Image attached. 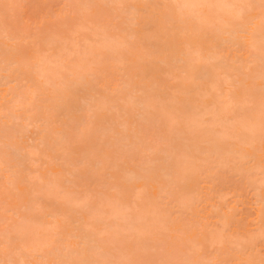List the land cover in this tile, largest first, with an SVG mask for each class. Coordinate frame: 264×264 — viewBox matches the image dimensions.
<instances>
[{
  "label": "rangeland",
  "instance_id": "rangeland-1",
  "mask_svg": "<svg viewBox=\"0 0 264 264\" xmlns=\"http://www.w3.org/2000/svg\"><path fill=\"white\" fill-rule=\"evenodd\" d=\"M89 2L93 3V0H0V167L4 166L2 154L7 151L6 160L17 166V179H19V185L13 187L8 184V172L0 170V264L38 262H40L38 264H45V262L46 264H53V262L72 264V262L80 261L92 262L94 258L102 261L99 253L101 250L95 251V247L81 245L77 237L71 238L75 245H68L71 241L70 237H74L71 235L83 228L80 221L84 219L88 221L86 227L88 226L93 235L94 243L99 240L103 242L104 248L109 249L107 250L109 256L105 259L112 261L143 260L153 261L156 264H262L264 262V206H262L264 205V199H262L264 197V150L261 149L258 136L254 144L251 142L244 144L242 141L248 126L260 121L261 118L260 65L264 59L258 60L256 55L264 56V45L263 49L255 48L250 39L251 33L241 32L240 35L243 37L240 38L239 43L234 46L226 43L227 47L225 42H222V38L227 36L223 34L224 23L216 22L217 17L223 13L216 11V8L205 7L204 12L208 13L207 16L212 22L204 26H207V29L203 28V34L187 32L189 29L193 31L192 28L197 24L195 16V19L191 17L189 20L187 26L192 27L188 28L186 33L179 32L178 35V32H175L178 36L176 35L174 40L178 46H173L166 54L174 56L175 50H178L180 53L177 52V55L181 57V60L172 61L168 66L164 63L155 64L152 60L159 61L155 57L159 58L158 55L163 47L161 45H164L165 39L167 40L168 37L169 42L172 43L170 36L175 35L169 31L170 25L166 23L165 17L168 10L155 6L176 4L177 1L122 0L121 3L115 4L109 0H98L93 5L101 7H93L86 12L84 6ZM235 2L236 5L244 4V2ZM5 4L12 7L5 9ZM113 4L124 5V7H115L118 11H115L114 7H107ZM77 10L80 12H75ZM248 12L240 20L233 18L234 25L247 23L254 28L255 25L249 22V15L252 12ZM202 13L203 10L195 11V15ZM134 14L137 16L135 24L132 23ZM101 29H107L108 35L114 38L117 45L112 41L103 40L95 43L97 36L102 35ZM131 31L136 36L132 37ZM162 33L164 35H161ZM126 40L129 41L126 42ZM156 45H159V48ZM228 48L231 49L227 50ZM200 55L202 56L199 58ZM210 55H215L216 60L210 58ZM19 58L20 63H14V60L17 61ZM4 59L12 60V63L8 65L3 61ZM5 66L12 69L11 79H15L8 83L9 85L4 82L6 79L3 75L9 73V70H4ZM150 66H155L153 77L147 75V69ZM232 67L236 69L231 71ZM40 68L42 70L46 68L44 75L48 79H45V82L39 72L35 73V69L41 70ZM51 71L53 72L50 73ZM210 71L213 72L210 73ZM252 75L255 76L251 77ZM240 81L242 84L239 83ZM37 82L40 86L42 85L44 92L36 87ZM126 83H128L127 87ZM60 88L65 91V94L73 96L78 93L79 97L78 94L75 95L76 110L74 109L73 113L64 116L61 111L54 108L56 112L53 119L57 121V124L52 128L45 123L48 112L37 106L35 97L38 95L43 102L44 97L55 95L58 90H61ZM131 96L136 101H130ZM154 96H157L160 102ZM87 97L92 98L93 101L91 99L89 101ZM113 99L116 100L112 101ZM138 100L151 104L152 114L148 119L140 118L139 113L143 109H140L142 105H139ZM97 104L103 105L106 109H103L97 118L88 119L92 113V106ZM152 104H155L156 108ZM110 105L116 107L107 111ZM203 105L206 108H203ZM119 108L121 115L124 114L123 108L126 109L124 116L116 115L118 113L116 109ZM200 108L203 109L200 110ZM54 109L51 110L52 113ZM175 114L181 115L179 117L185 123H188V120L192 122L193 118L194 121H207V129L202 134L190 135L184 128H174L172 126ZM124 119L130 121L126 141L133 145L134 142L136 144L137 138H140L141 142L139 139L137 145H134V148L131 147V151L127 147L123 152L124 148L117 146V144L120 145L119 143L112 145V142L119 137L118 133L123 131L121 122ZM256 124L258 125L259 122ZM145 127L146 129H143ZM131 128H134L133 132ZM138 128L141 129L138 131ZM105 129L112 130L104 133ZM244 130L245 132L242 133ZM210 131L217 137L215 138ZM46 134L49 135L48 139L52 140L53 144L50 147L43 145L37 147L40 136L43 137ZM212 136L214 138H211ZM203 139L204 141L209 139L213 144L208 146ZM184 143L190 145V148H184L183 146H186ZM217 143L219 151L216 153L205 148L211 145L217 147ZM174 146L178 147V150L176 149V156L169 160V163L167 162L168 166L164 159V151H171L175 148ZM141 148L146 152L141 151ZM168 148L170 150H167ZM158 149L160 150L157 151ZM243 152L246 153L245 156ZM236 153L242 156L237 157ZM102 158L109 162L107 167L114 166L113 163H115V168L111 166L103 170L99 164V159ZM154 159L157 160L158 166L166 165L173 171V174L169 176L173 180L161 175L162 171L157 169L151 174V178L145 177L141 181L128 182L130 170L142 173L143 168L148 164L146 162ZM187 162L188 165H186ZM117 183L120 185L119 188H115L114 184ZM162 196L164 197L161 198ZM48 198L50 200H47ZM118 200L121 201L117 202ZM54 210L61 212V216L59 215L62 219H59L61 224L59 221L55 223V218L52 216ZM116 211L126 214L129 220L137 219V217L142 220H139L138 226L132 228L117 227L123 221L114 217L113 212ZM115 225L117 228L114 227ZM67 226L68 229L65 228ZM9 229L12 230L13 237L17 236L20 239L7 238L5 233ZM66 240H69V243ZM85 249L86 252L83 254ZM74 251L76 254L78 252V255L75 254L69 258L64 256ZM92 251L98 252L97 254L94 252V256ZM23 253L26 256H21ZM80 253L83 255L81 256Z\"/></svg>",
  "mask_w": 264,
  "mask_h": 264
},
{
  "label": "bare ground",
  "instance_id": "bare-ground-1",
  "mask_svg": "<svg viewBox=\"0 0 264 264\" xmlns=\"http://www.w3.org/2000/svg\"><path fill=\"white\" fill-rule=\"evenodd\" d=\"M92 1V0H91ZM98 2V0H93V3L95 4V2ZM106 1V0H105ZM175 2L177 1V3H181V4H188V5H236V2L235 1H238V2H244V4H242L243 6H244V8H243V15L244 14H246V13H249L248 11H250V12H252V14L251 15H249V17H250V19L249 18H247V20L249 19V22L250 23H252V24H254L255 26H254V28L251 26H249V25H247V23H242V24H239L238 26H235L234 25V23H233V18H235V12L236 11H238V10H232V9H223V8H216L215 10L216 11H219V12H222L223 14L222 15H220V16H218L217 17V19H216V22H223L224 23V30H223V34H227V36H225V37H223L222 38V42H225V45H226V43H229L228 45H236V44H238L239 43V40H240V38H242L243 37V35H240V33L241 32H249V33H251L250 35V39L252 40V45L255 47V48H262V46L264 45V32H262V30H263V26H264V0H174ZM72 2V1H71ZM78 2V1H77ZM96 2V3H97ZM109 2H111V3H115V4H119V3H121L122 2V0H109ZM73 3V2H72ZM75 3V2H74ZM93 3L92 2H89V3H87V5L86 6H84V8L86 9L85 11L86 12H89L90 10H92V8L93 7H88V5H93ZM115 4H113V5H115ZM237 4H240V3H237ZM76 5H78V4H76ZM72 6H74V4H72ZM94 6V5H93ZM130 7V6H129ZM134 7H135V5H134ZM143 7V6H142ZM115 8V7H114ZM137 8H138V6H137ZM204 8L205 7H195V8H189V9H186L185 11H186V14L187 15H189L190 17H192V18H194V16L197 18V24L195 25V27H193L192 29H193V31L191 30V29H189V31H187L188 33L189 32H192V33H195V34H197V33H201V34H203L202 33V31L204 30L203 28H206L207 29V26L206 27H204L205 25H207V24H209L210 22H212V20H210V18L207 16V14H206V12H204ZM208 8H210V7H208ZM207 8V9H208ZM77 9H79V8H77ZM116 9V8H115ZM214 9V8H213ZM73 10H75V9H73ZM163 10V9H162ZM197 10V12L199 11V12H202V10H203V13L202 14H199V15H195V11ZM78 11L80 12V10H77V11H75V12H77L78 13ZM84 10H82V12H83ZM115 11H118L117 9L115 10ZM123 12H124V10H122ZM138 11V10H137ZM81 12V13H82ZM85 12V13H86ZM122 12V13H123ZM128 12H130V11H128ZM212 12V11H211ZM84 13V14H85ZM217 13V12H216ZM119 13H117V15H118ZM124 14V13H123ZM137 14H138V12H137ZM218 14H220V13H218ZM111 15H112V13H111ZM129 15V14H128ZM131 15H132V12H131ZM167 15V14H166ZM215 15V14H214ZM130 16V15H129ZM217 16V15H216ZM246 16V15H245ZM248 17V16H247ZM128 19V18H127ZM132 19H134V20H132V23H137V16L134 14V16H132ZM195 19V18H194ZM244 19V18H243ZM213 20H214V18H213ZM125 21V20H124ZM246 21V20H245ZM244 21V22H245ZM247 22V21H246ZM125 23V22H124ZM167 23V22H166ZM128 24V23H127ZM130 24V23H129ZM193 24V23H192ZM238 24V23H237ZM189 25V24H188ZM117 26V25H116ZM120 26V25H119ZM131 26V25H130ZM209 26V25H208ZM121 27V26H120ZM126 27V26H125ZM168 27V26H167ZM190 27H192V26H190ZM190 27H188L187 26V28H186V30L188 29V28H190ZM129 28V27H128ZM169 28H170V30H169ZM169 28H168V30L169 31H172L173 32V34H175V35H173V36H170V37H172V38H170V40H172V43H170L169 42V40H168V37H167V40L165 39V43H163L164 45H161V46H163L162 47V49H161V51L162 52H160V55H158V57L159 58H157V57H155L156 59H159V61L157 62V60H152V62H154L155 64H159V63H164L165 64V66H168L172 61H180L181 60V57L179 56V55H177V52L178 53H180L178 50H175V54H174V56H168L167 54H166V52H168L173 46H178V44L175 42V38H176V35H177V33H175L176 32V30L173 28V27H171V26H169ZM122 29V28H121ZM223 29V28H222ZM249 29L251 30V31H249ZM123 30V29H122ZM167 30V29H166ZM185 30V31H186ZM168 31V32H169ZM184 31V33H186ZM209 31V30H208ZM220 31V30H219ZM4 32V31H3ZM166 32V31H165ZM131 36L132 37H134V36H136L135 35V33L134 32H132L131 31ZM167 33V32H166ZM182 33V32H181ZM99 34H101V33H99ZM123 34V33H122ZM169 34H170V32H169ZM222 34V35H223ZM245 34V33H244ZM248 34V33H247ZM97 35V34H96ZM110 35V34H109ZM161 35H164L163 33L161 34ZM161 35H160V37H161ZM166 35H168V33L166 34ZM178 35H179V32H178ZM177 35V36H178ZM190 35H192V34H190ZM205 36V35H204ZM6 38H7V36H5ZM112 37V36H111ZM163 37V36H162ZM199 37V36H198ZM197 37V38H198ZM192 38V37H191ZM11 39V38H10ZM194 39H196V37L194 38ZM160 40H162V39H160ZM200 40H202V38L200 39ZM207 40H209V39H207ZM220 40V39H219ZM251 40H249V42L251 43ZM56 41V40H55ZM127 41H129V40H126V42ZM159 41V40H158ZM190 41H191V39H190ZM125 42V43H126ZM162 42H164V41H162ZM162 42H160V43H162ZM209 42H211L210 40H209ZM222 42L220 43V44H222ZM107 42H105L104 44H105V46L107 45L106 44ZM109 44H110V42H108ZM120 43V42H119ZM118 43V44H119ZM188 43H189V41H188ZM190 43H192V42H190ZM201 43V42H200ZM205 43V42H204ZM242 43V42H241ZM247 43V42H246ZM112 44V43H111ZM158 44V43H157ZM212 44V43H211ZM214 44H215V42H214ZM217 44V43H216ZM219 44V43H218ZM217 44V45H218ZM116 45H117V43H116ZM124 45V44H123ZM119 46V45H118ZM158 48H159V45H156ZM221 46H223V44L221 45ZM227 46V45H226ZM249 46H250V44H249ZM107 47V46H106ZM215 47V46H214ZM225 47V46H224ZM228 47V46H227ZM52 48V47H51ZM221 48V47H220ZM260 48V49H261ZM104 49V48H103ZM119 49H120V47H119ZM118 49V50H119ZM155 49V48H154ZM216 49H218V48H216ZM223 49V48H222ZM226 49V48H225ZM229 49H231V48H228L227 50H229ZM263 49V48H262ZM111 50H113V49H111ZM110 50V51H111ZM118 50H117V53H118ZM160 51V50H159ZM210 51H212V50H210ZM257 51V50H256ZM114 52H115V50H114ZM209 52V51H208ZM214 52V51H213ZM154 53H156V52H154ZM218 53V52H217ZM220 53V52H219ZM257 53H259V52H257ZM115 54H116V52H115ZM151 54V53H150ZM201 54V53H200ZM119 55V54H118ZM10 56V55H9ZM8 56V57H9ZM151 56V55H150ZM160 56H162L161 58H160ZM186 56H188L187 54H186ZM202 55H200L199 56V58L201 57ZM216 56H218V54L216 55ZM7 57V58H8ZM19 57V56H18ZM21 57H22V55H21ZM121 57V56H120ZM171 57V58H170ZM197 57V56H196ZM210 58H212L213 60H216L215 59V55H210L209 56ZM220 57V56H219ZM258 57V60H262V59H264V56H257L256 55V58ZM31 58V57H30ZM105 58V57H104ZM202 58H204V56L202 57ZM206 58V57H205ZM114 59H116V58H114ZM194 59V58H193ZM207 59V58H206ZM211 59V60H212ZM43 60V59H42ZM117 60V59H116ZM254 60V59H253ZM2 61V60H1ZM4 62H7L8 63V65L9 64H11L12 63V60H7V59H4L3 60ZM107 61V60H106ZM186 61V60H185ZM188 61V60H187ZM206 61V60H205ZM226 61H227V59H226ZM255 61V60H254ZM24 62V61H23ZM28 62V61H27ZM193 62V61H192ZM191 62V63H192ZM220 62V61H219ZM239 62V61H238ZM261 62V61H260ZM262 62H264V61H262ZM14 63H20V58H19V60L17 59V61L16 60H14ZM30 63V62H29ZM104 62H102V64H103ZM109 63V62H108ZM112 63H113V61H112ZM117 63V62H116ZM190 63V64H191ZM198 63V62H197ZM217 63H218V60H217ZM237 63V62H236ZM257 63V62H256ZM5 64V63H4ZM31 64V63H30ZM29 64V65H30ZM114 64V63H113ZM112 64V65H113ZM118 64H120L119 62H118ZM216 64V63H215ZM7 65V66H8ZM82 65V64H81ZM150 65H152V64H150ZM32 66V65H31ZM78 66V65H77ZM101 66V65H100ZM179 66V65H178ZM195 66V65H194ZM223 66V65H222ZM227 67H228V65H226ZM261 66V65H260ZM6 67V66H5ZM30 67V66H29ZM36 67V66H35ZM40 67V66H39ZM46 67V66H45ZM113 67V66H112ZM111 67V68H112ZM191 67V66H190ZM190 67H189V69H190ZM209 67V66H208ZM216 67H218V66H216ZM226 67V68H227ZM234 67V66H233ZM232 67V70L231 71H234L233 69H236V68H233ZM28 68V67H27ZM80 68V67H79ZM99 68V67H98ZM108 68H110V67H108ZM114 68V67H113ZM116 68V67H115ZM166 68V67H165ZM231 68V67H230ZM229 68V69H230ZM2 69H3V67H2ZM41 69V68H40ZM46 68H44V70H45ZM47 69H49V68H47ZM169 69V68H168ZM218 69V68H217ZM4 70H9V73L8 74H5V75H3L4 76V78L6 79H4L5 81V84L7 85L8 83L10 84L11 82H13L15 79H11V72H12V69H9V68H7L6 67V69H4ZM28 69H26V71H27ZM32 70V69H31ZM31 70H30V72H31ZM44 70H36L35 69V73H37V72H39V75L41 76V77H43L44 79H43V82H45V79H48L47 77H45V75H44ZM148 71H147V75H150V76H152V74L154 73V71H155V66H153V67H149L148 69H147ZM171 71L173 70V69H170ZM188 70V69H187ZM215 70V69H214ZM213 70V71H214ZM25 71V70H24ZM33 71V70H32ZM37 71V72H36ZM49 71V70H48ZM47 71V72H48ZM92 71V70H91ZM212 71V72H213ZM223 71H224V69H223ZM231 71H229V73H231ZM242 71V70H241ZM29 72V71H28ZM53 71H51L50 73H52ZM88 72V71H87ZM170 72V71H169ZM193 72H194V70H193ZM211 71H210V73H212ZM216 72V71H215ZM227 72V71H226ZM24 73V72H23ZM49 73V72H48ZM100 73H102V72H100ZM26 74H28V73H26ZM87 73H85V75H86ZM92 74V73H91ZM44 75V76H43ZM154 75V74H153ZM202 75V74H201ZM207 75V74H206ZM209 75V74H208ZM207 75V76H208ZM213 75V74H212ZM215 75V74H214ZM217 75V74H216ZM230 75V74H229ZM19 76V75H18ZM31 76V75H30ZM37 76V75H36ZM50 76H51V74H50ZM231 76V75H230ZM229 76V77H230ZM234 76H236V75H234ZM255 75H252L251 77H254ZM29 77V76H28ZM38 77V76H37ZM98 77H100V76H98ZM153 77V76H152ZM75 78H76V76H75ZM214 78V77H213ZM218 78V77H217ZM205 79V78H204ZM242 79H243V77H242ZM241 79V80H242ZM31 80V79H30ZM56 80V79H55ZM76 80V79H75ZM38 81H39V79H38ZM95 81V80H94ZM257 81V80H256ZM261 81V80H260ZM51 82V81H50ZM49 82V83H50ZM58 82V81H57ZM78 82H79V80H78ZM88 82V81H87ZM162 82H164V81H162ZM197 82V81H196ZM195 82V83H196ZM215 82V81H214ZM237 82V81H236ZM39 82H37L36 83V87H37V84H38ZM49 83L47 84V85H49ZM51 83H54V82H51ZM59 83V82H58ZM74 83V82H73ZM83 83V82H82ZM202 83H203V81H202ZM240 84H242L241 83V81L239 82ZM245 84H246V82H244ZM255 83V82H254ZM8 84V85H9ZM127 84L128 83H126V87H127ZM191 84V83H190ZM197 84V83H196ZM211 84V83H210ZM1 85H4V83L2 84L1 83ZM46 85V84H45ZM52 85V84H51ZM73 85V84H72ZM78 85H79V83H78ZM121 85V84H120ZM131 85V84H130ZM157 85V84H156ZM217 85V84H216ZM81 86H83V84L81 85ZM208 86V85H207ZM46 87V86H45ZM57 87V86H56ZM86 87V86H85ZM156 87V86H155ZM250 87V86H249ZM39 88L42 90V92H44V89H42V85L40 86L39 85ZM38 88V89H39ZM51 88V87H50ZM52 88H53V85H52ZM71 88V87H70ZM123 88H124V85H123ZM193 88V87H192ZM39 89V90H40ZM57 89H58V87H57ZM61 89V88H60ZM69 89V88H68ZM72 90H74L73 88H71ZM90 89V88H89ZM92 89H93V87H92ZM117 89V88H116ZM115 89V90H116ZM161 89V88H160ZM205 89V88H204ZM66 90V89H65ZM71 90V91H72ZM145 90V89H144ZM5 91H7V89L5 90ZM46 91V90H45ZM69 91V90H68ZM92 91V90H91ZM130 91H132V89L130 88ZM146 91V90H145ZM165 91V90H164ZM177 91V90H176ZM209 91V90H208ZM208 91H206V92H208ZM211 91H213V90H211ZM65 91H62V89L61 90H58L57 92H56V94L54 95L53 94V96H47V97H44L43 98V102H42V104H40V105H37V106H40V107H42V109L43 110H45V111H47L48 112V114L46 115V118H45V123H46V125L47 126H50V127H52L53 128V126H55L56 124H57V121L55 120V119H53L54 118V114H55V112H56V110L54 109V108H57L59 111H61L62 112V114L65 116V115H68L69 113H73V111H74V109L76 110V106H75V98H76V94H78V93H76L75 95H71V94H65L64 93ZM81 92V91H80ZM79 92V93H80ZM89 92V91H88ZM125 92V91H124ZM251 92V91H250ZM258 92V91H257ZM123 93V92H122ZM130 93V92H129ZM154 93H156L155 91H154ZM164 93V92H163ZM175 93V92H174ZM183 93V92H182ZM214 93V92H213ZM44 94V93H43ZM141 94V93H140ZM180 94V93H179ZM204 94V93H203ZM215 94V93H214ZM44 95H46V94H44ZM88 95V94H87ZM90 95V94H89ZM122 95V94H121ZM129 95V94H128ZM208 95V94H207ZM206 95V96H207ZM75 96V97H74ZM119 96V95H118ZM175 96V95H174ZM78 97H79V94H78ZM108 97V96H107ZM116 97V96H115ZM120 97V96H119ZM124 97V95L122 96V100L124 99L123 98ZM132 98L130 99V101H136V100H133V96H131ZM137 98H138V96H136ZM155 97V96H154ZM157 97V96H156ZM155 97V98H156ZM234 97V96H233ZM118 98V97H117ZM153 98V97H152ZM151 98V99H152ZM159 98V97H158ZM215 98H216V96H215ZM80 99H83V98H80ZM86 99H88L89 101H90V99L92 100V98H86ZM98 99V98H97ZM154 99V98H153ZM157 99V98H156ZM155 99V100H156ZM204 99V98H203ZM116 99H113L112 101H115ZM158 100V99H157ZM186 100V99H185ZM191 100V99H190ZM199 99L197 98V101H198ZM86 100H84V102H85ZM93 101V100H92ZM101 101V100H100ZM139 101V100H138ZM159 102H160V100H158ZM165 101V100H164ZM176 101V100H175ZM96 102H98V101H96ZM95 102V103H96ZM105 102V101H104ZM152 102H153V100H152ZM157 102V101H156ZM180 102V101H179ZM204 102V101H203ZM89 103V102H88ZM93 103V102H92ZM99 103H101V102H99ZM116 103V102H115ZM130 103V102H129ZM139 105H142L141 107L142 108H140L141 110L143 109V111L142 112H140L139 113V116H140V118H142V119H148V117H149V115H151L152 113V107H151V104L149 105V104H145V101L144 100H140L139 102ZM166 103V102H165ZM189 103H191L190 101H189ZM82 104H83V102H82ZM128 104V103H127ZM126 104V105H127ZM158 104V103H157ZM167 104V103H166ZM178 103H176V105H177ZM90 105V104H89ZM152 105H154L155 106V108H156V105L155 104H152ZM162 105V104H161ZM174 105V104H173ZM200 105H201V103H200ZM36 106V107H37ZM199 106V105H198ZM197 106V107H198ZM205 106H207V105H205ZM32 107V106H31ZM80 107V106H79ZM84 107H85V104H84ZM93 108H92V113H90L91 115L90 116H88V119L89 118H97L98 117V115L100 114V112L103 110V109H106V108H104V106L103 105H93L92 106ZM115 105H110L109 107H107L108 109H107V111H111L112 109H115ZM117 107H119V106H117ZM159 107V106H158ZM169 108V106H166V108ZM201 107V106H200ZM129 108L131 109V106H129ZM136 107H134V109H135ZM172 108V107H171ZM191 108V107H190ZM203 108H206V107H204V105H203ZM202 108V109H203ZM32 109H35L34 107H32ZM41 109V110H42ZM52 109H54V112L52 113ZM91 109V108H90ZM89 109V110H90ZM173 109V108H172ZM171 109V110H172ZM201 108H200V110H202ZM210 109H211V107H210ZM40 110V109H39ZM38 110V111H39ZM116 110H118L117 112V116L118 115H120V116H124V114H126V109L125 108H123V111L122 112H124V114L123 115H121L120 113H119V110H120V108L119 109H116ZM161 110H162V108H161ZM166 110H168V109H166ZM219 110V109H218ZM121 111V110H120ZM77 112H79V111H77ZM76 112V113H77ZM105 112H106V110H105ZM136 112H137V110H136ZM165 112H167V111H165ZM175 112V111H174ZM173 112V113H174ZM193 112V111H192ZM207 112V111H206ZM37 113V112H36ZM42 113V112H41ZM134 113V112H133ZM138 113V112H137ZM176 113V112H175ZM194 113V112H193ZM200 113H202V112H200ZM210 113V112H209ZM221 113V112H220ZM61 114V115H62ZM75 114V113H74ZM85 114V113H84ZM170 114H171V112H170ZM181 114L182 115H184L183 114V112H181ZM203 114H204V112H203ZM42 115V114H41ZM40 115V116H41ZM115 115V116H116ZM162 115V114H161ZM205 115V114H204ZM84 116V115H83ZM136 116V115H135ZM138 116V115H137ZM159 116V115H158ZM163 116V115H162ZM175 116H176V114H175ZM179 116H181V115H179ZM203 116V115H202ZM63 117V116H62ZM77 117H78V115H77ZM169 117V116H168ZM188 117V116H187ZM213 117V116H212ZM219 117V116H218ZM224 117V116H223ZM259 117V116H258ZM14 118V117H13ZM35 118V117H34ZM39 118V117H38ZM71 118V117H70ZM74 118V117H73ZM109 118V117H108ZM113 118V117H112ZM159 118V117H158ZM69 119V118H68ZM110 119V118H109ZM118 119V118H117ZM120 119V118H119ZM150 119H152V118H150ZM76 120V119H75ZM85 120V119H84ZM93 120V119H92ZM96 120V119H95ZM136 120H138V119H136ZM141 120V119H140ZM165 120V119H164ZM193 121L195 120L194 118L192 119ZM191 120V121H192ZM215 120V119H214ZM217 120V119H216ZM69 121H70V119H69ZM110 121H113V120H111L110 119ZM117 121V120H116ZM122 121V120H121ZM147 121V120H146ZM169 121V120H168ZM190 120H188V122H189ZM199 121V120H198ZM209 121V120H208ZM221 121V123H222V120H220ZM255 121H256V119H255ZM114 122V121H113ZM130 121H127L126 119H124L122 122H121V127H122V129L121 130H123V131H121V133H118L119 134V137H113V138H115V141L114 142H112V145H116L117 143H119L120 145H118L117 144V146H119V147H121V148H124L123 149V152H124V150L128 147L129 148V150L131 151V147H133L134 148V145H137V141L140 139V138H137L136 140V144H134L133 143V145H131V143H129L128 141H126L127 139H128V132H129V130H130V128H129V125H128V123H129ZM141 122H142V120H141ZM160 122V121H159ZM225 122H226V120H225ZM251 122V121H250ZM257 122H259V121H257ZM256 122V123H257ZM44 123V124H45ZM66 123V122H65ZM84 123V122H83ZM89 123V122H88ZM165 123V122H164ZM163 123V124H164ZM170 123H172V122H170ZM220 123V124H221ZM239 123V122H238ZM91 124V123H90ZM93 124H95V123H93ZM132 124H134V122L132 123ZM139 124V123H138ZM160 124V123H159ZM166 124V123H165ZM223 124V123H222ZM225 124H227V123H225ZM247 124H248V122H247ZM52 125V126H51ZM81 125V124H80ZM84 125V124H83ZM85 125H86V123H85ZM84 125V126H85ZM131 125V124H130ZM236 125H237V123H236ZM246 125V124H245ZM249 125V124H248ZM64 126H66L65 124H64ZM79 126V125H78ZM78 126H76V127H78ZM87 126H90V125H87ZM141 126V125H140ZM218 126V125H217ZM233 126H234V124H233ZM242 126V125H241ZM241 126H240V128H241ZM49 127V128H50ZM92 127V126H91ZM96 127V126H95ZM111 127V126H110ZM139 127V126H138ZM159 127V126H158ZM168 127V126H167ZM173 127V126H172ZM211 127V126H210ZM232 127V126H231ZM230 127V128H231ZM235 127V126H234ZM249 127V126H248ZM247 127V128H248ZM66 128V127H65ZM85 128V127H84ZM171 128V127H170ZM236 128V127H235ZM76 129V128H75ZM86 129V128H85ZM89 129V128H88ZM134 129V128H133ZM133 129L131 128V130H132V132H133ZM141 129V128H140ZM139 128H138V131L140 130ZM143 129H146V127L145 128H143ZM166 129V128H165ZM172 129V128H171ZM77 130V129H76ZM79 131L78 132H80V129H78ZM102 130V129H101ZM106 130V132H104V133H107V132H109V131H111L112 129H109V131H107L108 129H105ZM104 130V131H105ZM183 130V129H182ZM210 130H212V129H210ZM236 130V129H235ZM237 130H242V129H237ZM17 131H19V130H17ZM17 131H16V133H17ZM57 131H59V130H57ZM98 131H100V130H98ZM117 131V130H116ZM227 131H229V130H227ZM231 131H233V130H231ZM82 132V131H81ZM97 132V131H96ZM103 132V131H102ZM131 132V131H130ZM185 132V131H184ZM208 133H209V131H207ZM211 133H212V131H210ZM217 132V131H216ZM237 132V131H236ZM243 132H245V130L244 131H242V133ZM115 133V132H114ZM241 133V134H242ZM174 134H175V132H174ZM178 134V133H177ZM228 134V133H227ZM236 134V133H235ZM15 135V134H14ZM63 135V134H62ZM69 135V134H68ZM100 135V134H99ZM133 135V134H132ZM137 135V134H136ZM168 135V134H167ZM212 135L213 136H215L213 133H212ZM65 136V135H64ZM79 136H81V135H79ZM211 137V138H214V137ZM236 136H238V134L236 135ZM59 137V136H58ZM88 137V136H87ZM112 137V136H111ZM135 137H137V136H135ZM134 137V138H135ZM185 137V136H184ZM200 137V136H199ZM205 137V136H204ZM203 137V138H204ZM217 136H215V138H216ZM233 137H234V135H233ZM49 135L48 134H46V135H44L43 137L42 136H40V138H39V142H38V144H37V147H39L40 145H43L44 147H50L52 144H53V142H52V140L50 141L49 139ZM242 138V137H241ZM240 138V139H241ZM52 139V138H51ZM132 139H133V137H132ZM170 139V138H169ZM183 139V138H182ZM184 139H186V138H184ZM198 139V138H197ZM219 139H220V136H219ZM225 139H226V136H225ZM258 139V138H257ZM256 139V140H257ZM64 140V139H63ZM82 140V139H81ZM179 140H180V138H179ZM188 140V139H187ZM202 140V139H201ZM221 140V139H220ZM219 140V141H220ZM256 140H255V142H256ZM55 141V140H54ZM89 141V140H88ZM125 141V142H124ZM130 141V140H129ZM172 141V140H171ZM203 141H204V139H203ZM218 141V140H217ZM224 141V140H223ZM10 142V141H9ZM8 142V143H9ZM124 142V143H123ZM140 142H141V139H140ZM180 142V141H179ZM205 143H207V145L208 144H213L212 143V141L211 140H205L204 141ZM7 143V144H8ZM169 143V142H168ZM191 143V142H190ZM195 143H197V142H195ZM224 143V142H223ZM226 143V142H225ZM224 143V144H225ZM143 144V143H142ZM158 144V143H157ZM170 144V143H169ZM180 144V143H179ZM184 144H186V146L184 145L183 147L184 148H190V145H188L187 143H184ZM230 144V143H229ZM244 144H246V143H244ZM254 144V143H253ZM129 145H130V147H129ZM140 145V144H139ZM138 145V146H139ZM206 145V146H207ZM239 145V144H238ZM55 146V145H54ZM117 146H116V148H117ZM171 146V145H170ZM169 146V147H170ZM209 146V145H208ZM65 147V146H64ZM81 147V146H80ZM83 147V146H82ZM102 147H103V145H102ZM143 147V146H142ZM172 147V146H171ZM175 147V146H174ZM180 147V146H179ZM195 147V146H194ZM198 147V146H197ZM218 147V148H217ZM217 147H216V145H211V147H205V148H207L208 149V151H211V152H218L219 151V146H218V143H217ZM242 147V146H241ZM67 148L69 149V147L67 146ZM94 148V147H93ZM178 147H175L174 149H172L171 151H164L165 152V157H164V159L166 160V163L169 161V160H171L172 158H174V156H176V149H177ZM220 148H221V146H220ZM244 148V147H243ZM43 149V148H42ZM51 149V148H50ZM66 149V148H65ZM118 149V148H117ZM145 149V148H144ZM182 150H183V148H181ZM186 149H184V150H186ZM192 149H196V148H192ZM203 149H204V147H203ZM46 150H48L47 148H46ZM141 151L143 150L142 148L140 149ZM150 150V149H149ZM154 150V149H153ZM152 150V152H154ZM160 149H158L157 151H159ZM167 150H170L169 148L167 149ZM178 150V149H177ZM232 150V149H231ZM58 151H59V149H58ZM68 151V150H67ZM78 151V150H77ZM89 151H91L90 149H89ZM93 151V150H92ZM127 152H129L128 150H126ZM136 151H138L137 150V148H136ZM147 151H148V149H147ZM192 151V150H191ZM226 151V150H225ZM227 151H228V149H227ZM244 151H246V150H244ZM7 152V151H6ZM6 152L4 153V154H2V162L4 163V166L3 167H0V170L1 171H4V170H6L7 172H8V176H7V180H8V184H10V185H12L13 187H16V185H19V182H18V180L19 179H17V172H18V170H17V166L14 164V163H11L10 161H8V160H6V156H5V154H6ZM51 152V151H50ZM60 152V151H59ZM62 152V151H61ZM66 152V151H65ZM139 152V151H138ZM143 152H146V151H144L143 150ZM194 152V151H193ZM236 152H238V151H236ZM242 152V151H241ZM241 152H240V154H241ZM247 152H248V150H247ZM85 153V152H84ZM94 153H95V151H94ZM130 153H132V152H130ZM149 153V152H148ZM157 153H161V152H157ZM163 153V152H162ZM204 153V152H203ZM61 154V153H60ZM191 154H192V152H191ZM190 154V155H191ZM230 154V153H229ZM238 153H236V155H237ZM248 154V153H247ZM126 154H124V156H125ZM148 155V154H147ZM186 155H187V153H186ZM213 155H215V154H213ZM217 155H219V154H217ZM230 155H233V154H230ZM243 155L245 156L246 155V153L244 154V152H243ZM249 155V154H248ZM123 156V155H122ZM182 156V155H181ZM226 155H224V157H225ZM234 156H235V154H234ZM242 156V155H241ZM240 155H237V157H241ZM250 156H252V155H250ZM108 157V156H107ZM120 157V156H119ZM148 157V156H147ZM146 157V158H147ZM221 157H223V156H221ZM105 158H106V156H105ZM115 158V157H114ZM130 158V157H129ZM159 158V157H158ZM210 158V157H209ZM251 158V157H250ZM56 159H57V157H56ZM159 159H161V158H159ZM179 159V158H178ZM187 159V158H186ZM193 159V158H192ZM198 159V158H197ZM224 159V158H223ZM94 160H95V158H94ZM106 160H108V159H106ZM132 160V159H131ZM163 160V159H162ZM175 160V159H174ZM173 160V161H174ZM200 160V159H199ZM204 160V159H203ZM235 160V159H234ZM79 161V160H78ZM80 161H82V160H80ZM98 161V160H97ZM114 161V160H113ZM183 161H184V159H183ZM186 161V160H185ZM231 161V160H230ZM108 162V161H107ZM107 162L102 158V159H99V164H101V166H102V168H103V170L104 169H108V167H107ZM131 162V161H130ZM191 162V161H190ZM246 162V161H245ZM66 163V162H65ZM87 163H88V160H87ZM109 163V162H108ZM111 163V162H110ZM117 163V162H116ZM145 163V162H144ZM146 163H148L144 168H143V171H142V173H146L147 175L146 176H144L142 173H137V172H134V171H129V173H128V182H130V181H132V180H136V181H141V179H143V178H145V177H148V178H151V174L152 173H154L157 169H160V172H161V175H163V176H167V177H169V176H171L172 174H173V171H171V169H168L167 167H166V165H163V166H158V164H157V160H151L150 162H146ZM169 163V162H168ZM167 163V164H168ZM207 163V162H206ZM77 164V163H76ZM80 164V163H79ZM84 164H85V162H84ZM114 164V166H115V163H113ZM125 164V163H124ZM180 164H181V162H180ZM244 164V163H243ZM90 165H92V164H90ZM171 166H172V164H170ZM186 165H188V162H187V164ZM185 165V166H186ZM74 166V165H73ZM113 168H115L113 165H111ZM110 166V167H111ZM125 166V165H124ZM168 166H169V164H168ZM208 166H210V165H208ZM109 167V168H110ZM141 167H139V168H141ZM204 167V166H203ZM184 168V167H183ZM80 169V168H79ZM180 169V168H179ZM89 170V169H88ZM93 170V169H92ZM186 170H188V169H186ZM137 171V170H136ZM181 171V170H180ZM195 171V170H194ZM243 171V170H242ZM70 172H72V171H70ZM90 172V171H89ZM158 172V171H157ZM188 171H186V173H187ZM73 173V172H72ZM95 173H97V172H95ZM102 173V172H101ZM108 173V172H107ZM107 173H105V174H107ZM121 173V172H120ZM126 173H127V171H126ZM125 173V174H126ZM181 173V172H180ZM189 173V172H188ZM191 173V172H190ZM103 174V173H102ZM101 174V175H102ZM112 174V173H111ZM110 174V175H111ZM159 174V173H158ZM183 174V173H182ZM96 175V174H95ZM178 175V174H177ZM126 176H127V174H126ZM154 176H156V175H154ZM111 177V176H110ZM115 177V176H114ZM184 177H186V176H184ZM189 177V176H188ZM62 178V177H61ZM121 178H123V177H121ZM171 180H173L171 177H169ZM187 178V177H186ZM190 178V177H189ZM55 179V178H54ZM156 179V178H155ZM166 179H168V178H166ZM183 179V178H182ZM188 179V178H187ZM126 179L124 178V181H125ZM191 180V179H190ZM63 181V180H62ZM68 181V180H67ZM70 181H73V180H70ZM147 181V180H146ZM151 181V180H150ZM153 181V180H152ZM156 181H157V179H156ZM182 181V180H181ZM188 181V180H187ZM57 182V181H56ZM69 182V181H68ZM127 182V181H126ZM125 182V183H126ZM160 182H161V180H160ZM138 183V182H137ZM169 183V182H168ZM171 183V182H170ZM169 183V184H170ZM178 183H179V181H178ZM183 183V182H182ZM181 183V184H182ZM119 183H117V184H114L115 185V188H119L120 187V185H118ZM161 184V183H160ZM55 185V184H54ZM107 185V184H106ZM143 185V184H142ZM168 185V184H167ZM104 186V185H103ZM141 186V185H140ZM170 186V185H169ZM174 186V185H173ZM114 187V186H113ZM162 187V186H161ZM182 187V186H181ZM99 188V187H98ZM164 188V187H163ZM171 188V187H170ZM111 189V188H110ZM167 189V188H166ZM187 189V188H186ZM53 190V189H52ZM180 190H182V188L180 189ZM51 191V190H50ZM54 191V190H53ZM120 191V190H119ZM161 191H162V189H161ZM164 192V191H163ZM169 192V191H168ZM161 193V192H160ZM184 193V192H183ZM104 194V193H103ZM123 194V193H122ZM125 194V193H124ZM164 194H166V193H164ZM107 195V194H106ZM169 195V194H168ZM172 195H173V193H172ZM46 196H47V193H46ZM108 197H109V195H107ZM155 196V195H154ZM170 196H171V194H170ZM179 196V195H178ZM182 196V195H181ZM48 197V196H47ZM46 197V198H47ZM89 197H91V196H89ZM121 197V196H120ZM164 196H162L161 198H163ZM64 198V197H63ZM66 198V197H65ZM117 198V197H116ZM158 198V197H157ZM68 199V198H67ZM89 199V198H88ZM115 199V198H114ZM262 199H264V197L262 198ZM47 200H50L49 198L47 199ZM84 200V199H83ZM97 200V199H96ZM106 200H108V199H106ZM164 200V199H163ZM64 201V200H63ZM70 201V200H69ZM119 201H121V200H118L117 202H119ZM261 201H263V200H261ZM47 202V201H46ZM72 202V201H71ZM151 202H153V201H151ZM264 202V201H263ZM108 203H109V201H108ZM157 204V203H156ZM263 204V203H262ZM70 205V204H69ZM74 205V204H73ZM98 205V204H97ZM124 205V204H123ZM45 206V205H44ZM64 206V205H63ZM70 206H72V205H70ZM96 206V205H95ZM99 206V205H98ZM103 206V205H102ZM116 206V205H115ZM178 206H180V204H178ZM262 206H264V205H262ZM104 207V206H103ZM125 207V206H124ZM59 208H61V207H59ZM93 208H94V206H93ZM106 208V207H105ZM108 208V207H107ZM130 208V207H129ZM155 208V207H154ZM158 208V207H157ZM97 209V208H96ZM102 209V208H101ZM49 210V209H48ZM53 210V209H52ZM99 210V209H98ZM97 210V211H98ZM108 210V209H107ZM46 211V210H45ZM59 211V210H58ZM70 211V210H69ZM93 211H96V210H94L93 209ZM106 211V210H105ZM122 211V210H121ZM148 211V210H147ZM55 210L53 211V218H55V223H56V221L58 222H60L59 224H61L62 222L60 221V220H62L60 217H59V215H60V213L59 212H55ZM79 212H82V211H79ZM92 212V211H91ZM90 212V213H91ZM108 212V211H107ZM68 213V212H67ZM103 213V212H102ZM110 213V212H109ZM114 213V217L115 218H117V220L118 219H121L122 221H123V223L122 224H120L119 223V226H117V225H115L114 227L115 228H117V227H123V228H125V229H128V228H132V227H135V226H138L137 225V223L139 222V220L141 219L140 217L138 218L137 217V219H133V220H129V218L127 217V215L126 214H124V213H120L119 211H116V212H113ZM87 214V213H86ZM95 214V213H94ZM98 214V213H97ZM100 214V213H99ZM105 214V213H104ZM107 214V213H106ZM149 214V213H148ZM63 215H64V213H63ZM75 215V214H74ZM96 215V214H95ZM100 215H102V214H100ZM151 215V214H150ZM47 216V215H46ZM48 216H49V214H48ZM61 216V215H60ZM105 216V215H104ZM112 216V215H111ZM66 217V216H65ZM83 217H84V215H83ZM88 217V216H87ZM107 217V216H106ZM156 217V216H155ZM75 218H76V216H75ZM74 218V219H75ZM143 218V217H142ZM158 219H159V217H157ZM30 219V218H29ZM60 219V220H59ZM66 219H67V217H66ZM142 220V219H141ZM144 220V219H143ZM147 220V219H146ZM95 221V220H94ZM151 221V220H150ZM159 221H162V220H159ZM23 222V221H22ZM79 222V221H78ZM86 222H88V221H86L85 219L83 220V221H80V225H83V228L82 229H78V233H73L71 236H74V237H70V239L71 238H75V237H77V238H79L80 239V241H79V243H81V245H84V246H86V245H90L92 248L93 247H95V251L96 250H101V252H99L100 253V255L102 256V261H100V260H98L97 258H94L93 260H92V262H91V264H109V262H111L112 260H110V259H105V258H107L109 255H108V253H107V250H109V249H105L104 248V243L103 242H101L100 240H99V242H96V243H94V238L92 237L93 235H91V232L89 231V229H88V226L86 227ZM90 222V221H89ZM107 222V221H106ZM121 222V221H120ZM144 222H146V221H144ZM152 222H153V219H152ZM156 222V221H155ZM70 223V222H69ZM114 223V222H113ZM21 224V223H20ZM26 224V223H25ZM71 224V223H70ZM90 224H91V222H90ZM108 224V223H107ZM109 224H111V223H109ZM63 225H64V223H63ZM67 225V224H66ZM99 225V224H98ZM100 225H101V223H100ZM99 225V227H101ZM25 226V225H24ZM90 227H91V225H89ZM93 226H96V224H93ZM117 226V227H116ZM154 226V225H153ZM17 227H19V226H17ZM98 227V226H97ZM108 227V226H107ZM12 228V227H11ZM20 228H22V227H20ZM20 228H18L19 230H20ZM24 228V227H23ZM65 228H67L68 229V226L67 227H65ZM94 228H96V227H94ZM146 228V227H145ZM152 228V227H151ZM17 229V228H16ZM71 229V228H70ZM141 229V228H140ZM18 230V231H19ZM92 230H93V228H92ZM105 230H106V228H105ZM114 230V229H113ZM142 230V229H141ZM17 231V232H18ZM21 231V230H20ZM107 231V230H106ZM16 232V231H15ZM74 232V231H73ZM97 232V231H96ZM100 232V231H99ZM116 232V231H115ZM125 232V231H124ZM67 233H68V230H67ZM151 233V232H150ZM12 230L11 229H9V230H7L6 231V233H5V235L7 236V238L8 237H12V238H14V239H20V237H18L17 238V236H16V238H15V236L13 237L12 235ZM17 234V233H16ZM22 234V233H21ZM27 234V233H26ZM94 234V233H93ZM111 234H113V233H111ZM105 235V234H104ZM115 235H117V234H115ZM111 236V235H110ZM36 237V236H35ZM114 237V236H113ZM119 237V236H118ZM69 238V237H68ZM105 238H107V237H105ZM103 239V238H102ZM116 239V238H115ZM142 239H143V237H142ZM12 241V240H11ZM68 243H69V240H66ZM77 242H78V240H76ZM16 242V241H15ZM65 242V241H64ZM91 242H93V244H90ZM43 243V242H42ZM74 243V240L72 241V239H71V241H70V244H68V245H75V243ZM78 243V244H79ZM120 243V242H119ZM20 244H21V242H20ZM112 244H113V242H112ZM127 244V243H126ZM9 245V244H8ZM12 245V244H11ZM18 245H19V243H18ZM44 245V244H43ZM57 245V244H56ZM65 245H67V244H65ZM92 245H95V246H92ZM124 245V244H123ZM129 245V244H128ZM19 247H21V246H19ZM23 247V246H22ZM21 247V248H22ZM106 247V246H105ZM39 248V247H38ZM115 248V247H114ZM118 248V247H117ZM242 248V247H241ZM29 249V248H28ZM68 249H70V248H68ZM91 249V248H90ZM244 249V248H243ZM39 250V249H38ZM41 250V249H40ZM57 250V249H56ZM66 249H64V251H65ZM60 251H62V250H60ZM77 251V250H76ZM95 251H92L93 252V255L95 256V253L97 254V252H95ZM83 254H85V252H86V249L85 250H83ZM95 252V253H94ZM27 253V252H26ZM30 253V252H29ZM52 253H53V251H52ZM54 253H55V251H54ZM56 253H57V251H56ZM42 254V253H41ZM76 253H75V251L74 252H69L68 254L66 253L64 256H67L68 258H69V256H72V255H75ZM82 253H80V255L82 256L83 255ZM92 254V253H91ZM125 254H126V252H125ZM25 254L23 253V254H21V256H24ZM39 255V254H38ZM38 255H36L37 257H38ZM45 255H47V254H45ZM44 255V256H45ZM51 255V254H50ZM53 255V254H52ZM76 255H78V252H77V254ZM26 256V255H25ZM120 256V255H119ZM118 256V257H119ZM61 257H63L62 255H61ZM80 256H78V258H79ZM127 257V256H126ZM241 257V256H240ZM28 258H30V257H28ZM33 258V257H32ZM53 259V258H52ZM55 259V258H54ZM60 259V258H59ZM85 259V258H84ZM83 259V260H84ZM124 259V258H123ZM8 260H9V258H8ZM10 260H11V262H12V259H11V257H10ZM68 260V259H67ZM79 260V259H78ZM118 260V259H117ZM120 260V259H119ZM192 260V259H191ZM2 261V260H1ZM14 261V260H13ZM60 261V260H59ZM63 261V260H62ZM91 261V260H90ZM128 261V260H127ZM187 261H189V260H187ZM9 262V261H8ZM58 262V261H57ZM61 262V261H60ZM190 262V261H189ZM194 262V261H193ZM14 263V262H13ZM38 263H40V262H38ZM38 263H34V264H38ZM43 263V262H42ZM69 263V262H68ZM192 263V262H191ZM21 264V263H20ZM22 264H24V263H22ZM45 264H46V262H45ZM50 264V263H49ZM53 264H55L54 262H53ZM70 264V263H69ZM72 264H73V262H72ZM195 264V263H194Z\"/></svg>",
  "mask_w": 264,
  "mask_h": 264
},
{
  "label": "snow or ice",
  "instance_id": "snow-or-ice-1",
  "mask_svg": "<svg viewBox=\"0 0 264 264\" xmlns=\"http://www.w3.org/2000/svg\"><path fill=\"white\" fill-rule=\"evenodd\" d=\"M12 5L5 4L4 8H10ZM88 7H101V6H93L88 5ZM107 7H120L123 8L124 5H111ZM161 9L168 10V14L165 19L166 22L173 27L177 32H184L187 28L188 22L191 19L189 15L186 14V9L195 8V7H210V8H223V9H232L238 10L235 12V19L240 20L243 16V5H188V4H166V5H158L155 6ZM102 35H98L95 43H99L100 41H112L116 43L114 38L110 37L107 33V29H101ZM260 76H261V87H260V97H261V118L259 124L252 123L247 129L246 135L243 138V143H254L257 136L259 137V142L261 145V149L264 150V62H262L260 67ZM39 87V84H37ZM35 102L39 105L42 101L40 97L37 95L35 97ZM174 128H184L186 132L190 135H199L202 134L207 129V121H192L185 123L181 120L179 116H176L173 122ZM64 264V262H61ZM73 264H91L89 261H80L73 262ZM109 264H156L153 261H111ZM264 264V262H262Z\"/></svg>",
  "mask_w": 264,
  "mask_h": 264
}]
</instances>
